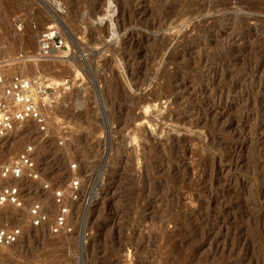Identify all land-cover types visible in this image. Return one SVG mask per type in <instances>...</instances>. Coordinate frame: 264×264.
Here are the masks:
<instances>
[{"label":"rangeland","instance_id":"1","mask_svg":"<svg viewBox=\"0 0 264 264\" xmlns=\"http://www.w3.org/2000/svg\"><path fill=\"white\" fill-rule=\"evenodd\" d=\"M50 26L66 47L41 59ZM0 73L70 82L46 132L0 143L41 174L0 209V264H264V0H0Z\"/></svg>","mask_w":264,"mask_h":264},{"label":"built area","instance_id":"2","mask_svg":"<svg viewBox=\"0 0 264 264\" xmlns=\"http://www.w3.org/2000/svg\"><path fill=\"white\" fill-rule=\"evenodd\" d=\"M65 47L55 27L50 26L39 32L37 53L41 59H47L53 55L52 51H62ZM69 90V80L56 84L41 74L25 76L19 73H0V141L13 130L26 125H34L39 133L46 132L61 95ZM34 155L33 146L27 145L12 161L0 165V209L6 206L21 208L25 192L33 190L34 185L41 182L39 165ZM72 168H76V165ZM78 186L77 181L69 185L72 201L77 199ZM41 190L48 192L49 184L44 183ZM62 197L60 191L53 192V200L58 206L50 229L53 235L70 233L67 227L68 208L62 204ZM29 216L34 228L44 225L47 220L38 202L30 205ZM19 238L18 229L9 228L0 222V250L14 245Z\"/></svg>","mask_w":264,"mask_h":264},{"label":"bare ground","instance_id":"3","mask_svg":"<svg viewBox=\"0 0 264 264\" xmlns=\"http://www.w3.org/2000/svg\"><path fill=\"white\" fill-rule=\"evenodd\" d=\"M56 51H58V50H56ZM52 52H54V51H52ZM60 52V51H59ZM43 59H45V58H43ZM37 66H38V64H37ZM37 66H36V68H37ZM40 72V71H39ZM38 73V72H37ZM254 78V77H253ZM54 83H56V84H59L58 82H56V81H54ZM173 102V101H172ZM219 102V101H218ZM250 102V101H249ZM258 102V101H257ZM165 103H166V101H165ZM167 103H169V100H168V102ZM212 103V102H211ZM173 104V103H172ZM163 105V104H162ZM163 107V106H162ZM168 107V106H167ZM179 108V107H178ZM145 109L146 110H148L149 109V107L146 105L145 106ZM170 112V111H169ZM168 112V114L167 113H165V114H167L166 116H168L169 114L171 115V112L169 113ZM146 113V112H145ZM137 116V115H136ZM166 116H163V117H166ZM171 117V116H170ZM173 117V116H172ZM171 117V118H172ZM180 117V116H179ZM184 118V117H183ZM186 118V117H185ZM188 118V117H187ZM168 119V118H167ZM173 119V118H172ZM179 119V118H178ZM173 121V120H172ZM143 122V121H142ZM163 123V122H162ZM142 124V123H141ZM148 124H149V122H148ZM261 124V123H260ZM259 124V125H260ZM261 126V125H260ZM141 127V126H140ZM17 132V130L15 129V130H13L12 132H11V134H9V135H15V133ZM9 135L6 137V138H4L3 140H5V139H7L8 137H9ZM153 138V137H152ZM174 138V137H173ZM3 140H1L0 141V143L3 141ZM152 141H155V142H157V143H161L160 141H158V140H156V139H152ZM175 141H177V139L175 140ZM163 142V141H162ZM153 143V142H152ZM184 143V142H183ZM171 144V143H170ZM176 144V143H175ZM173 145V144H172ZM0 154H2V152L0 153ZM19 240V239H18ZM18 242V241H17ZM16 242V243H17Z\"/></svg>","mask_w":264,"mask_h":264}]
</instances>
